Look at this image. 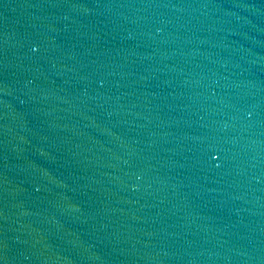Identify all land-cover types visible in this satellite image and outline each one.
<instances>
[{
	"label": "water",
	"instance_id": "1",
	"mask_svg": "<svg viewBox=\"0 0 264 264\" xmlns=\"http://www.w3.org/2000/svg\"><path fill=\"white\" fill-rule=\"evenodd\" d=\"M0 264H264V0H0Z\"/></svg>",
	"mask_w": 264,
	"mask_h": 264
}]
</instances>
